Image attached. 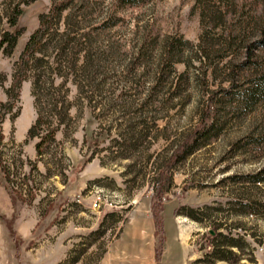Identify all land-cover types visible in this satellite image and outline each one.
Wrapping results in <instances>:
<instances>
[{
    "label": "rangeland",
    "instance_id": "rangeland-1",
    "mask_svg": "<svg viewBox=\"0 0 264 264\" xmlns=\"http://www.w3.org/2000/svg\"><path fill=\"white\" fill-rule=\"evenodd\" d=\"M59 1L0 0V32L12 5L25 7L12 52L0 50V102L12 106L0 109V166L15 190L11 199L0 185V264H156L158 168L210 95L232 89L236 64L249 57L233 90L264 73V0H71L19 97L8 98L39 15ZM179 40L189 44L171 62L164 46ZM221 98L215 129L161 195L157 264H264V181H250L264 177V95ZM38 116L39 136L57 128L41 156L27 133Z\"/></svg>",
    "mask_w": 264,
    "mask_h": 264
},
{
    "label": "trees",
    "instance_id": "trees-1",
    "mask_svg": "<svg viewBox=\"0 0 264 264\" xmlns=\"http://www.w3.org/2000/svg\"><path fill=\"white\" fill-rule=\"evenodd\" d=\"M127 2L126 6L136 7L142 0H125ZM71 0H60L59 2L52 5L47 13H42L38 17V26L37 28L30 34L27 42L25 43L22 51L19 54L17 68L15 75L13 76L12 84L7 91L8 98L19 97V91L21 85L24 80H26L29 76V72H31L34 66L35 56L38 53H41L44 46L47 44L51 37L54 36L55 33V25L59 19V16L62 11L69 7V3ZM25 7H21L17 2L12 5L7 21V29L1 30L0 32V50H2L5 54H10L16 44V40L20 33L22 32V27L18 26V21L21 15L24 12ZM264 36V31L262 32ZM179 44L187 46L189 44L188 41L179 40L177 43L172 42L170 46L166 43L164 46V54L165 57L172 62L171 56H176L175 47L179 46ZM178 49V48H177ZM64 52V48L61 47V53ZM250 49H248V53ZM203 54L207 56L205 50H203ZM87 57V56H86ZM174 58V57H173ZM249 61V57H245L240 63L236 64L233 70H231L232 76V89H221L219 91L213 92L210 97L207 105L201 110L199 119L194 127L183 137V139L172 149L169 157L159 166L154 187L155 196L153 197V202L151 206L152 215L154 218L156 231L155 234L158 235L159 245L155 251V261L156 264L159 262L161 258V243L165 240V231H164V222H163V211L164 205L160 203L161 195L167 191L171 186V170L173 167L184 159L186 156L190 155L192 152L197 150L199 146H201L204 141L207 139L208 135L215 129L216 119H217V110L213 106V99L215 94L220 93L223 100L228 102L229 104H233L235 102L240 101H256L260 96L264 95V73L254 77L251 81V84L248 85L244 90L237 91L233 90V82L234 78L240 71L245 69L247 63ZM176 62V60H175ZM172 65V63H171ZM38 78V77H37ZM39 80V79H38ZM38 80L34 81L36 84ZM35 83L33 84L35 87ZM6 109V112H11L12 106L8 102H0V109ZM6 117V113H0V141L3 138L1 131V124ZM43 124V120L40 116H38L35 120V123L28 129L27 133L29 137H34L36 135L39 136L38 133L35 132L37 127H41ZM57 128L47 129V133L43 136H39V141L35 145L36 152L38 156L43 154V146L44 143L49 140H53V136ZM3 174V179L0 178V185L4 183L5 189L7 190L9 197L13 199L15 194L14 186L11 185L10 174L6 167L0 166V173ZM251 182H261L264 181V177L261 176V173H258L250 178ZM3 185V184H2ZM32 198V197H31ZM177 210L174 209L175 213ZM11 238L14 241L15 245L20 242V238L10 229Z\"/></svg>",
    "mask_w": 264,
    "mask_h": 264
},
{
    "label": "built area",
    "instance_id": "built-area-1",
    "mask_svg": "<svg viewBox=\"0 0 264 264\" xmlns=\"http://www.w3.org/2000/svg\"><path fill=\"white\" fill-rule=\"evenodd\" d=\"M101 204H102V196L100 194H97L93 199L92 207L100 208Z\"/></svg>",
    "mask_w": 264,
    "mask_h": 264
},
{
    "label": "water",
    "instance_id": "water-1",
    "mask_svg": "<svg viewBox=\"0 0 264 264\" xmlns=\"http://www.w3.org/2000/svg\"><path fill=\"white\" fill-rule=\"evenodd\" d=\"M210 233H213V231H212V230H210Z\"/></svg>",
    "mask_w": 264,
    "mask_h": 264
}]
</instances>
